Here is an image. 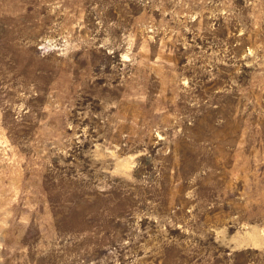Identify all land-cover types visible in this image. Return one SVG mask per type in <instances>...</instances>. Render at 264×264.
<instances>
[{
    "label": "rangeland",
    "instance_id": "374dc122",
    "mask_svg": "<svg viewBox=\"0 0 264 264\" xmlns=\"http://www.w3.org/2000/svg\"><path fill=\"white\" fill-rule=\"evenodd\" d=\"M0 264H264V0H0Z\"/></svg>",
    "mask_w": 264,
    "mask_h": 264
}]
</instances>
